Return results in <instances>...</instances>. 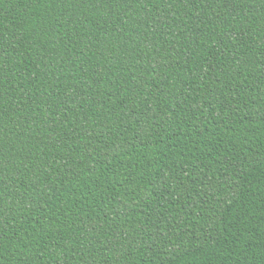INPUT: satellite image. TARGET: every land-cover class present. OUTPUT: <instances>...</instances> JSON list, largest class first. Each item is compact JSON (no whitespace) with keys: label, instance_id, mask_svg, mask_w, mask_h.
Returning a JSON list of instances; mask_svg holds the SVG:
<instances>
[{"label":"trees","instance_id":"trees-1","mask_svg":"<svg viewBox=\"0 0 264 264\" xmlns=\"http://www.w3.org/2000/svg\"><path fill=\"white\" fill-rule=\"evenodd\" d=\"M0 264H264V0H0Z\"/></svg>","mask_w":264,"mask_h":264}]
</instances>
